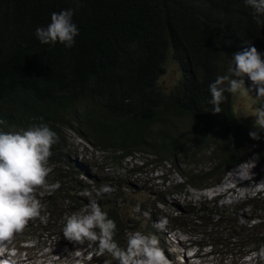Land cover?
I'll return each mask as SVG.
<instances>
[{"label": "trees", "instance_id": "1", "mask_svg": "<svg viewBox=\"0 0 264 264\" xmlns=\"http://www.w3.org/2000/svg\"><path fill=\"white\" fill-rule=\"evenodd\" d=\"M69 9L78 28L73 46L42 45L36 29L47 27L53 12ZM257 19L264 21V16L257 18L245 0H0V119L5 121L0 130L43 123L59 137L51 148L47 180L61 187L50 194L37 189L47 234L65 240L63 217L88 203L81 195L87 189L115 221L114 239L122 247L128 230L139 231L135 220L125 225L120 215L131 176L122 162L141 154L184 180L150 193L156 195L153 204L139 206L150 215L140 221L148 220L140 232L158 238L160 230L152 222L169 212L174 215L166 217L170 229L186 234L195 219L211 237L219 235L208 245L212 255L225 249L241 256L249 247L258 252L264 245V199L258 203L263 193L230 206L219 204L218 197L197 209L184 205L175 211L166 210L165 200L187 186L217 184L247 159V145L264 164V129L237 117L231 93L224 94L215 113L209 91L218 76H231L234 53L254 46L264 59V23ZM169 65H175L178 78L163 89L160 78ZM243 79L257 98L256 87L247 76ZM257 103L264 109V99ZM66 131L103 153L115 178L78 179L84 175L82 164L69 159L72 144ZM251 131H258V140L250 138ZM102 184L113 193L97 198L94 189ZM32 224L42 225L40 219Z\"/></svg>", "mask_w": 264, "mask_h": 264}, {"label": "clouds", "instance_id": "2", "mask_svg": "<svg viewBox=\"0 0 264 264\" xmlns=\"http://www.w3.org/2000/svg\"><path fill=\"white\" fill-rule=\"evenodd\" d=\"M245 3L254 10L257 18L264 16V0H245ZM73 14L74 11L71 9L53 12L47 27H40L35 31L39 42L42 45L59 42L66 47H72L74 37L78 35V28L72 21ZM257 22L264 23L259 19ZM232 61L231 76H218L209 85L215 113L221 111L220 104L226 99L224 95L226 92L236 94L243 91L248 94L244 87L245 76L256 87L257 98L264 99V59L257 49L254 46L245 47L233 54ZM4 124L5 121L0 119V125ZM254 127L257 130L264 129V109H255ZM249 136L253 140L259 139L258 131L249 132ZM58 142L57 133L43 123L18 131L0 130V255L5 257L0 259V264H10V257L20 253L21 246H25L21 238L29 236L24 234L26 230L36 238H42L44 234L43 238L49 242L53 240L52 246L55 249H60L64 243L71 253H82L80 257H76L77 264H102L101 260L105 258V254L118 264H171L168 260L170 259L168 248L159 245L160 236L157 238L155 235H145L140 231L131 232L121 247L114 239L115 221L102 210L98 199L91 198L92 192L87 189L83 190L81 195L89 198L88 203L79 211L63 217L62 233L65 240L48 236L44 229L45 222L41 214L42 205L37 197V189H43L50 194L61 187L59 181L51 184L47 181L51 171L49 164L51 148ZM111 169H114L112 165ZM116 174L115 170L114 176L96 177L94 174L92 176L96 181H100L103 178L112 180ZM183 180L181 177L178 182L182 183ZM187 187L181 194L187 192ZM113 190L108 184H102L94 189L95 197L111 195ZM220 203L231 205L233 200L225 199ZM36 219H40L41 226L32 224ZM153 224L167 237L177 231L167 228L169 226L166 217L157 218ZM86 242L88 245L83 246ZM93 244L96 246H91ZM257 255L264 259V247L258 250ZM190 257L197 259V252Z\"/></svg>", "mask_w": 264, "mask_h": 264}, {"label": "rangeland", "instance_id": "3", "mask_svg": "<svg viewBox=\"0 0 264 264\" xmlns=\"http://www.w3.org/2000/svg\"><path fill=\"white\" fill-rule=\"evenodd\" d=\"M178 78V71L175 65H169L166 72L160 78V85L163 89H169L173 86ZM248 94L240 91L233 94L232 106L237 117L245 124L250 127L254 126L255 122V109L260 108L257 103L255 94L248 90ZM68 141L71 146L70 160H75L82 164L83 176H78V179L84 183L89 180V175L94 174L96 177L109 176L115 174V170L111 169V164L108 159L101 152H95L89 145L84 143L74 132L66 131ZM247 153L250 152L247 159L229 169L223 178L213 186L198 189L187 187L185 194H172V196L166 195L167 200L166 210L175 211L180 206L187 205L189 207L197 209L198 202L208 204L214 201L215 198L231 199L233 203L243 202L250 197L255 196L254 194L263 192V196H260L258 203L264 199V164L259 165L258 157L253 151V147L246 146ZM139 154V153H138ZM145 158L148 160V164H145ZM151 157L148 155H134L131 158L125 159L122 165L131 171V176L128 180V188L124 190L127 198L123 207L125 209L120 211V215L124 218L125 225L126 220H135L136 228L141 229L146 225V220L140 222L142 219H148L150 217L149 211H144L139 208L140 205L144 207H150L155 199L150 193L155 194L157 191H165L169 184H173L181 180V176L176 172L169 171L168 166H155L153 163H149ZM48 166V165H47ZM139 170V171H137ZM51 175L49 176L50 179ZM123 179H127V175L122 174ZM48 179V180H49ZM47 180V181H48ZM228 183V184H226ZM226 186H223L225 185ZM144 189L147 193L142 192ZM161 195V194H160ZM211 198V200H210ZM217 200V199H216ZM221 201H219L220 204ZM60 204V201H59ZM117 205H122L119 201ZM230 206V205H228ZM64 209V206H62ZM264 219V213L260 214ZM140 216L142 218H140ZM174 215L169 212L165 213V217L173 218ZM163 217V216H162ZM154 223V221L152 222ZM184 223V222H183ZM191 228L189 226L188 232L177 230L172 235L166 236L165 233H159L160 241L159 245L168 248L171 264H257L260 258L256 251L252 250L251 247L246 248L245 253L239 256L235 250H229L230 252H219L218 254L212 255L213 248L208 247L212 240H219L218 238L211 237L209 233L210 229L205 228L198 221L193 219ZM184 226L187 227L186 223ZM169 228V227H167ZM129 233L135 232L134 230H128ZM214 231V230H212ZM26 238L23 239L25 246H21L20 253L10 257V264H77L76 257H80L82 253H71L67 246L63 243L60 249H55L52 244L53 240L49 242L46 240L43 234L42 238H36L31 236L30 232L26 230L24 233ZM209 235V236H208ZM50 236V234H48ZM157 237V235H155ZM38 239V240H36ZM180 242L179 244H177ZM195 246H192L193 243ZM232 242V241H228ZM205 243V244H204ZM191 245V247H189ZM160 246V247H161ZM217 250L221 249L220 244L217 246ZM235 247V246H233ZM264 247V245H261ZM162 248V247H161ZM163 249V248H162ZM258 249V250H259ZM197 252V259L190 257L191 254ZM211 252V254H209ZM200 253H202L200 255ZM183 254H185L183 256ZM177 257H180L176 259ZM57 258V260H55ZM186 258L188 262H185ZM0 259H5L3 255H0ZM102 264H118L114 263L112 257L105 254V258L101 260Z\"/></svg>", "mask_w": 264, "mask_h": 264}, {"label": "bare ground", "instance_id": "4", "mask_svg": "<svg viewBox=\"0 0 264 264\" xmlns=\"http://www.w3.org/2000/svg\"><path fill=\"white\" fill-rule=\"evenodd\" d=\"M226 184H228V183H226ZM226 184L223 185V186H226ZM259 193H263V192H259ZM257 194H258V193H257ZM184 255H185V254H183V256H184ZM178 258H180V257H177L176 259H178ZM185 262H188V259H186Z\"/></svg>", "mask_w": 264, "mask_h": 264}]
</instances>
